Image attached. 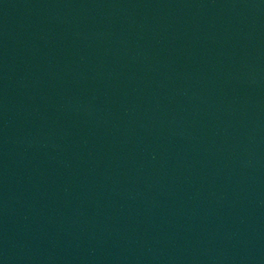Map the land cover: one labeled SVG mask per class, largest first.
<instances>
[{"label":"water","instance_id":"1","mask_svg":"<svg viewBox=\"0 0 264 264\" xmlns=\"http://www.w3.org/2000/svg\"><path fill=\"white\" fill-rule=\"evenodd\" d=\"M0 264H264V0H0Z\"/></svg>","mask_w":264,"mask_h":264}]
</instances>
